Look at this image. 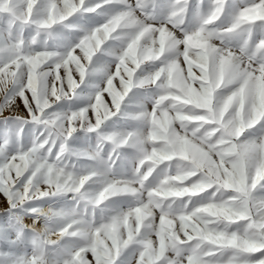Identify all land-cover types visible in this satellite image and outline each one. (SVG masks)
<instances>
[{"label": "snow or ice", "instance_id": "6c2138e0", "mask_svg": "<svg viewBox=\"0 0 264 264\" xmlns=\"http://www.w3.org/2000/svg\"><path fill=\"white\" fill-rule=\"evenodd\" d=\"M0 264H264V0H0Z\"/></svg>", "mask_w": 264, "mask_h": 264}, {"label": "rangeland", "instance_id": "374dc122", "mask_svg": "<svg viewBox=\"0 0 264 264\" xmlns=\"http://www.w3.org/2000/svg\"><path fill=\"white\" fill-rule=\"evenodd\" d=\"M0 207H7V205H0Z\"/></svg>", "mask_w": 264, "mask_h": 264}]
</instances>
